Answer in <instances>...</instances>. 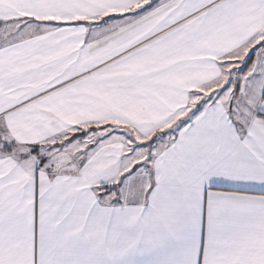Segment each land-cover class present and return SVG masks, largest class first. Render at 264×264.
<instances>
[{
    "label": "snow or ice",
    "instance_id": "6c2138e0",
    "mask_svg": "<svg viewBox=\"0 0 264 264\" xmlns=\"http://www.w3.org/2000/svg\"><path fill=\"white\" fill-rule=\"evenodd\" d=\"M0 264H264V0H0Z\"/></svg>",
    "mask_w": 264,
    "mask_h": 264
}]
</instances>
